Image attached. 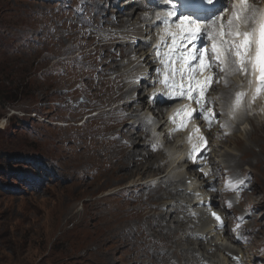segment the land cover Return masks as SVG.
Instances as JSON below:
<instances>
[{
    "label": "rangeland",
    "instance_id": "1",
    "mask_svg": "<svg viewBox=\"0 0 264 264\" xmlns=\"http://www.w3.org/2000/svg\"><path fill=\"white\" fill-rule=\"evenodd\" d=\"M127 1L104 0L103 7L108 17L115 18L125 14L128 6L122 8L121 6ZM89 2V0H0V96L2 97L0 98V264H79L80 261L72 257L80 247L88 246L90 252L95 248L91 245L92 237L89 234L82 233L77 238L74 231L73 234L71 233L72 236H67L62 231L61 216L64 209L67 211L74 207L83 210L87 197L83 192L84 187L81 188L72 182L69 174L63 170L62 167H65L69 159L61 161L59 159L61 153L55 145L61 139L65 141L79 138L80 133L85 130L86 120L95 117L90 116V112L97 113L98 109L91 108L87 93L81 86L76 87L77 83L73 76L68 74L63 76L60 73L64 67H60V71L55 72L53 65L56 60L51 57L52 54L63 50L74 36L73 29L70 25L67 26V22L74 24L76 21L75 25L79 26L83 20L90 21L92 15L85 14L86 8L90 7ZM81 4L82 12L78 10ZM130 37H136V40L143 39L136 34H131ZM139 71L140 68L136 72ZM60 84L61 91L55 88ZM146 93L145 87L139 92L140 96L141 94L146 96ZM6 97L9 99L7 100ZM81 97L87 105L84 106L85 102H81ZM125 103L124 101L121 105ZM138 105V102L131 104L128 107L129 111ZM108 108L102 110L107 111ZM85 117L89 118L85 119ZM136 118L138 117L130 119L125 127L127 128ZM257 122H261L258 124L261 126L264 118L253 119L247 116L243 122H236L232 134H250L253 131L252 123ZM152 126L147 123L143 129L139 127L129 131L138 134L135 136L137 137L148 133V130L152 132L150 130L154 129ZM262 136L263 141L258 145L264 152V134ZM153 137L152 133V137L147 139L146 134L141 142L150 141L147 143L149 146L153 141L158 142L160 139L159 136H155V140ZM246 138L248 144H251L248 135ZM96 139L101 137L96 136ZM226 139L224 137L218 141L219 144L211 155V162L221 170L219 187L224 188L227 177L223 169L226 167L231 170L228 176L233 172H239L240 176L247 173L246 175H250L251 180L253 179L251 187V180L247 178L251 190L245 195L246 198L242 196V199L236 202L234 195L230 193L236 203V207L232 205L231 209L227 207L229 196L222 191V208L227 212L230 221L229 238H235V233L241 229L244 233L250 232L245 238L247 243L241 245L246 252H244L245 256L251 264L258 262L264 264V170L263 167H256L259 170H251L246 163L239 164V160L235 157L240 155V151L232 140L226 141ZM70 145L72 146V143ZM148 146L145 148L147 149ZM254 148L260 150L258 147ZM164 149V157L169 158L171 163L173 160H170L169 154L173 155L172 150ZM158 159L160 161L161 155L156 156L153 161L157 162ZM253 162L256 163V160ZM147 181L151 182L152 179L148 178ZM137 208L140 206L137 205ZM161 211L165 213L167 219L164 225L168 224L174 228L173 221L168 222L174 213L173 208L167 205ZM183 213L187 215L186 212ZM243 216L246 218L241 222L240 218ZM184 217L182 215L183 220ZM179 220L184 223L181 217ZM238 223L240 227L234 232L233 229ZM182 225L187 229L191 227L187 223ZM201 227L205 230L209 227V223L204 222ZM182 235L183 231L180 230L179 236ZM194 242H197L195 237L189 242L191 246L184 242L185 245L178 250V254L182 256V249L199 251V242ZM225 245L229 246V243L226 242ZM104 248L110 259L107 264H140L137 259L130 262V256L125 254L124 249L111 251L110 243ZM195 252L188 255L191 260L202 256L204 251ZM233 253L237 252L233 251ZM210 254H206L209 260L220 264L227 263L225 257L219 255L217 251L216 257ZM173 257L171 255V260L178 262L177 257L172 259Z\"/></svg>",
    "mask_w": 264,
    "mask_h": 264
},
{
    "label": "bare ground",
    "instance_id": "2",
    "mask_svg": "<svg viewBox=\"0 0 264 264\" xmlns=\"http://www.w3.org/2000/svg\"><path fill=\"white\" fill-rule=\"evenodd\" d=\"M89 1L90 7L86 8L85 14L92 15L90 21L83 20L79 26L75 25L76 21L74 24L67 22V26L70 25L73 29L74 36L63 50L51 55L56 60L53 65L55 72H59L60 67H64L60 73L63 76L66 74L73 76L74 81L87 93V100L90 102L91 108L98 109L95 117L86 120L85 130L82 129L79 138L65 141L61 139L55 145L61 153L59 159L61 161L69 159L64 165L65 167H62L63 170L69 174L72 182L81 188L84 187L83 192L87 197L83 204V210L74 207L67 211L64 209L61 216L63 219L62 231L67 236L74 231L77 238L82 233L89 234L92 237L91 245L95 247L92 252L88 246L80 247L72 259L80 261L79 264H107L110 259H108L104 247L110 243L111 251L124 249L125 254L130 256V262L137 259L140 264H173L174 261L171 260V255H173L172 259L177 257L178 260V262L175 261V264H202L208 262L206 257H196L192 260L188 257L189 254L195 252L193 249L189 248L187 251L182 249V256L178 254V250L185 245L184 242L189 244L194 240L196 234L207 238L206 245L203 241L198 245L199 251L203 250L204 254L216 249L219 255L225 257L226 262H228L226 252L231 253L236 250L245 254L226 237L223 238L220 234H216V237L219 238L214 237L210 226L205 230L203 228L206 226L196 231V229L191 230L183 227L182 224L185 222L179 220L183 211L187 213L190 208L197 205L187 194L188 185L184 181L191 179L193 181L192 189L200 187L198 191L203 193L202 199L216 203L219 194L206 192V189L210 184L216 185L219 178L211 177L206 181L197 177V174L192 171V166L184 160L182 144H179L180 140H175L174 143L177 144L169 146L166 135L162 138L165 148L172 150V156H180V159L170 158L173 160L170 163L169 158L164 157L165 149H158L157 154L152 150L147 152L145 149H140L142 145L147 146V143L150 142L149 140L145 144L141 142L146 134L135 137L138 134L129 131L130 129L134 131L145 125L147 123L145 118L150 116L152 108H154V104L148 101V97L139 94L147 83L146 78L136 85H130L125 80V77H130L132 72L139 75L141 72H147L151 66L150 54L146 50L147 45L144 40L130 37L131 34H136L143 38L144 31L147 32L148 28L152 27V24L145 25L143 21V15L147 12L146 8L140 3L141 0H128L121 6V8L128 6L125 14L112 18L108 17V13L103 7L104 0ZM125 4L126 6H124ZM154 5L156 4L150 2V6ZM147 9L151 15L152 12L148 7ZM142 11L144 13H141ZM133 39L135 43H133ZM75 46H79L80 54L84 57L83 64L102 67L104 71L97 73L84 71L78 66L73 67L71 62L76 60V54L72 49ZM90 52H95L97 56L102 54L103 60L97 61L96 56L90 55ZM69 53L71 54L69 55ZM133 53L138 59L147 61L146 69L136 72L139 68H133L132 65L135 61L130 59ZM62 57H67L69 63H65ZM122 60H128L129 63L123 65ZM55 88L61 91V84ZM219 91L221 94L230 92ZM124 101L126 103L121 105ZM135 102L139 103L138 107L129 111L128 107ZM85 105H87L86 101ZM106 107H109L107 111L102 110ZM260 109H264V103H261ZM218 110L220 111L221 108L219 107ZM253 110H257V107ZM135 117L138 118L131 124L129 123L130 125L126 128V123ZM154 123L155 128L157 125L163 127V116H155ZM100 124L102 125L100 126ZM252 125V133L247 134L251 144L247 142V135L232 134L235 130L226 137V141L232 140V143L240 151L239 159L238 156L235 157L239 160V164L246 163L251 167V170H259L256 167H263L264 170V152L258 145L263 141L264 123L261 126L255 123ZM158 132L160 133V131ZM151 135L147 134V139H150ZM210 135L212 141L210 146L214 149L219 144L218 141L225 137L218 128ZM96 136H100L101 139L97 140ZM253 146L260 150H255ZM160 155V161L158 159L157 162H154L155 157ZM253 160H256V163ZM181 166L182 171L177 172ZM168 172L169 174H167ZM172 173H176L175 179H170ZM246 174L241 176L251 180L252 177ZM148 178H151L152 181H147ZM250 183L252 187L253 179ZM115 187L118 190H114ZM80 190L82 191V189ZM193 192L195 191L193 190ZM224 192L228 193V191ZM246 194L249 193L244 195ZM137 205L140 208H137ZM167 205L175 209L168 220V222L173 221L174 228L168 224L164 225L167 219L161 209ZM184 205H187L188 208H185ZM203 220H205L204 214L200 218V221ZM183 221L193 224L186 216ZM180 230L183 231L181 237L179 236ZM226 242L229 243V246L225 245ZM189 245L191 246V244Z\"/></svg>",
    "mask_w": 264,
    "mask_h": 264
},
{
    "label": "snow or ice",
    "instance_id": "3",
    "mask_svg": "<svg viewBox=\"0 0 264 264\" xmlns=\"http://www.w3.org/2000/svg\"><path fill=\"white\" fill-rule=\"evenodd\" d=\"M162 3L166 10L155 11L154 15L145 12L143 15L145 25H154V29H149L148 34L143 37L148 44L146 50L150 52V58L158 60L162 66L156 69L157 79L152 82L153 91L148 99L155 102L159 93V89L156 88L158 83L165 90L163 94L169 99L184 101L170 117V122L175 127L170 130L169 136L175 132L187 133L188 151L184 155V160L200 165L194 170L200 172L202 178L207 181L209 177L215 178L221 171L218 167L213 168L208 164L209 153L212 150L210 134L213 128L218 127L223 136L227 137L235 130L236 122H242L245 117L255 115L253 106L257 100L264 98V0H231L230 10L225 8L208 17L193 16L191 13L178 14L174 0H162ZM207 3L213 4L214 0H207ZM78 10L83 11L82 4ZM228 11L230 14L225 19L224 13ZM202 37L208 44L197 48L196 42ZM72 51L76 54V60L71 62L73 67L78 66L84 71L97 73L104 71L102 67L83 64L84 57L80 54L79 46H75ZM90 55L96 56L97 61L103 60L102 54L97 56L95 52H90ZM62 59L69 63L67 57ZM130 59L136 62L133 68L148 67L147 61L138 59L135 53ZM122 63L127 65L129 61L123 60ZM147 75L146 71L139 75L132 72L125 80L130 85H136ZM231 77L240 78V82L234 85L237 90L234 93H222L216 98L219 100L224 97L220 105L221 110L217 111L215 101L208 99L209 93L216 91L214 85L221 82L225 88L233 87ZM76 87L80 88V85L77 84ZM81 102H85L83 97ZM261 111L264 112V109ZM96 115V112H90V116ZM225 116L227 119L221 122V118ZM145 119L147 123L153 122L151 116ZM197 121H203V124ZM153 135L158 134L154 132ZM158 147L162 145L154 143L151 150L156 151ZM169 156L174 160L180 159L179 155L172 156L170 153ZM179 171H182V166L177 169V172ZM230 171L228 168L223 169L227 177L224 189L234 192L239 197L245 188L247 178H242L238 172L228 176ZM175 176L176 173H172L170 179H175ZM184 183L188 185L190 198L195 197L197 201L203 203L201 193L192 191L193 181L186 179ZM210 190L216 191L215 186L210 184ZM184 207L188 208L187 205ZM227 207L231 209V201L227 202ZM189 211L191 216L196 217V212L191 209ZM208 212L218 227L223 228L222 216L213 211L212 206H208ZM239 227L238 223L233 231H237ZM236 239L239 240L241 237L237 236ZM229 256L236 264H242L240 256L231 253Z\"/></svg>",
    "mask_w": 264,
    "mask_h": 264
},
{
    "label": "trees",
    "instance_id": "4",
    "mask_svg": "<svg viewBox=\"0 0 264 264\" xmlns=\"http://www.w3.org/2000/svg\"><path fill=\"white\" fill-rule=\"evenodd\" d=\"M12 94V93H11ZM22 94H23V91H22ZM0 98H2L1 96H0ZM6 99L8 100L9 99V97H6Z\"/></svg>",
    "mask_w": 264,
    "mask_h": 264
}]
</instances>
